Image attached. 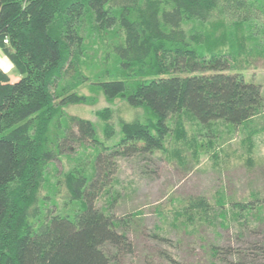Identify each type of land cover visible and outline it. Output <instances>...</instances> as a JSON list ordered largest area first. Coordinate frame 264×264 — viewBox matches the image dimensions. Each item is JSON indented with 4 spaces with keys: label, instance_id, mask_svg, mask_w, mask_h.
I'll return each instance as SVG.
<instances>
[{
    "label": "trees",
    "instance_id": "obj_1",
    "mask_svg": "<svg viewBox=\"0 0 264 264\" xmlns=\"http://www.w3.org/2000/svg\"><path fill=\"white\" fill-rule=\"evenodd\" d=\"M263 37L264 0H0V50L20 75L0 69V264H127L122 254L133 245L122 221L94 203L111 156L196 153L185 115L202 126L221 119L250 128L264 99L240 58L254 48L264 56ZM82 85L109 102L121 98L133 115H120L115 129L117 109L98 108L101 139L91 118L65 110L96 102ZM255 132L244 140L249 151ZM69 139L94 149L72 155ZM62 155L73 164L52 174ZM223 199L190 197L185 211L208 218ZM256 200L264 205V196ZM233 205L237 216L253 207Z\"/></svg>",
    "mask_w": 264,
    "mask_h": 264
},
{
    "label": "rangeland",
    "instance_id": "obj_2",
    "mask_svg": "<svg viewBox=\"0 0 264 264\" xmlns=\"http://www.w3.org/2000/svg\"><path fill=\"white\" fill-rule=\"evenodd\" d=\"M247 53L248 57L240 58L241 71L247 80L261 84L264 99V56L255 48ZM5 56L0 50V69L7 71L12 80L18 79L20 75ZM80 91L96 94V102L70 103L65 110L91 118L101 139L104 132L102 120L96 114L98 108L110 104L117 109L113 117L115 129L119 128L120 115L126 118L133 115L121 98L109 102L101 91H93L88 85H82ZM140 112L144 113L142 109ZM184 118L187 134L195 136L199 144L196 153L187 147L183 158L175 155L173 149L172 154L169 150H155L111 156L114 169L94 203L112 213L115 219L119 218L122 223H117L118 228L132 241L133 250L122 254L123 262L264 264V205H256L260 202L256 196H264V113L249 123L250 128L221 119L202 126L187 115ZM254 128V146L249 151L244 140L248 130ZM208 138L213 142L210 150L203 145ZM116 139L117 136L109 138L106 143L110 146ZM68 142L74 148L70 151L72 155L94 149L87 141V147L77 139ZM214 150L216 156L212 155ZM72 164L69 157L62 155L49 166V171L55 174ZM46 192L44 188L42 194ZM198 195H205L211 202L223 197L225 206L218 209L220 214L213 213L208 218L190 217L191 213L185 211L186 200ZM234 201L248 202L253 207L243 209L237 216L238 209L232 206ZM46 203L50 207L52 199ZM72 204L77 206V201L67 206ZM214 245L220 247L217 254L212 250Z\"/></svg>",
    "mask_w": 264,
    "mask_h": 264
},
{
    "label": "crops",
    "instance_id": "obj_3",
    "mask_svg": "<svg viewBox=\"0 0 264 264\" xmlns=\"http://www.w3.org/2000/svg\"><path fill=\"white\" fill-rule=\"evenodd\" d=\"M6 57V56H5Z\"/></svg>",
    "mask_w": 264,
    "mask_h": 264
}]
</instances>
